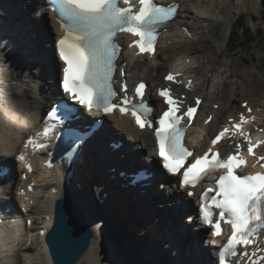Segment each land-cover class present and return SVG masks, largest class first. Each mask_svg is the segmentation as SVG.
I'll list each match as a JSON object with an SVG mask.
<instances>
[{
  "label": "bare ground",
  "instance_id": "6f19581e",
  "mask_svg": "<svg viewBox=\"0 0 264 264\" xmlns=\"http://www.w3.org/2000/svg\"><path fill=\"white\" fill-rule=\"evenodd\" d=\"M28 1L0 0V8L5 13L4 16L0 17L3 25L0 32L4 35L7 34L3 39L0 38V66L9 70H16L13 78H9L10 74L8 72H0V153L7 156L9 164L13 162L16 151H19V145L25 143V139L31 132L40 129L37 127V116L31 113L28 106L38 102L42 108L46 104L48 107L51 106L50 103L56 101L58 93L56 82L60 79L62 73V65L51 54V48L39 49L42 43L47 44L50 40H53L54 36L60 35L58 24L53 19V15L48 13L40 17L38 24L33 23L34 5ZM174 1L179 2L181 5L178 19L162 35L161 45L156 57L154 59L145 57L137 60L132 57L133 51L125 48L124 61L128 60V64L123 65L121 59L119 65L124 68L126 79H146L150 83L149 95H151L152 84L159 83L163 72L166 70L178 69L177 72L184 71L190 75V78L194 79L195 87L192 93H187L190 95L188 100L191 101L192 96H203L204 98V114L190 133L191 138L196 134V127L202 129L205 133L201 141L191 139L192 145L199 151L207 146L206 134L217 130L223 120L241 110L237 104L239 101H249L255 110L263 107L260 101L263 100L262 93L258 95L253 91L246 92L243 90L246 78L239 77L236 82L229 85V88L225 87L227 86L225 80L228 77L227 74L230 73L231 62L220 60L223 54L222 48H226L231 33L232 22L230 16L234 13L233 10L244 12L250 9L251 11L255 7V0H233V2L232 0ZM247 2H249V6L246 5ZM220 23L225 25V30L222 38L217 41L216 55L208 63L203 64L198 55L200 51L192 49L191 45L196 38L200 39L210 34V31ZM41 24H44V30L37 32V26H41ZM4 43H6V47H4ZM45 54H47L45 59L47 65L44 66V73L48 76L42 79L43 84L39 82V77H35L37 80L33 82L37 85L31 88L27 87L25 85L26 80L20 74V68L29 70L28 74L36 76L35 68L29 69V67L42 65ZM5 55H7L6 60L3 57ZM186 60L189 62L186 63ZM10 64L14 66H10ZM200 71H203L204 74ZM154 72L157 73V77H153ZM40 84L42 85L40 86ZM31 85L29 84V86ZM21 87H24L23 90H21ZM32 93L36 95L32 96ZM215 104L219 105L220 108L217 110L214 121L207 127L202 126L201 122L204 121L206 116L209 113H214L212 106ZM110 126L116 128L117 134L110 133L108 129ZM125 135L128 137L125 138V142L130 140V136L132 137L134 142L132 148L135 151L141 150L148 158L154 156V141L148 132L135 133L128 119L108 116L102 137L119 141L120 139L124 140ZM83 152L84 154L77 164V173L81 175L86 185H90L89 189L94 186L102 188L100 193L105 194L104 203L105 207H108L103 210L97 202L93 201L92 195L90 196L91 193L86 191L83 195L76 194V192H64L62 194L64 197L74 199L80 205L86 218L90 221L93 231L89 250L77 264L146 263V260L133 256L130 250L131 246L120 233L111 230L113 225L117 223L112 220L113 216L123 223L126 234L136 235L137 237L146 236L151 241V246L154 244V246L159 247L158 250L148 248L144 244L146 253L152 255L150 256V260H154L152 264H162L165 253L170 254L172 250L176 251V255L172 258L171 264H201L200 255L198 258L196 254L197 259L194 255V250L198 246L197 238H191L188 235L189 227L182 226L177 218L174 219V211L170 212V210L175 209V211L179 210L181 213L183 207L178 205L175 207L173 201H166L167 203L162 200L154 202L152 195L145 197L136 193L134 200L133 195L129 196L128 191L119 187L125 181L117 176L115 179H111V174L106 170L108 164L125 168L118 152H112L100 158L92 144L87 145ZM113 156H115V159ZM40 158V156H36L34 161ZM143 162L146 164L147 160L145 159ZM154 165L156 168L159 163L156 162ZM93 168H95V171ZM16 170L21 172L19 167H16ZM102 175L103 180L99 181L98 178ZM28 178H32L37 182L36 192L28 194L29 200H33L35 205L28 211V218L32 219L34 224L29 229L26 237H24L23 232L18 235L13 232L0 235L2 244L6 245L12 242L18 248V252L13 257L9 256L11 249L7 250L8 254L0 252V264H52L44 236H41L40 231L50 228L53 220L52 211L58 196L50 194L53 187L52 180H48L43 176L40 168L37 169L36 173L29 174ZM168 180L171 182L166 187L168 194L174 195L177 193L178 200L188 204L189 199L185 197L184 193L171 189V185L176 183V180L167 178ZM20 182L21 188H26L29 183L28 180H20ZM160 185L163 187V183L158 184V186ZM157 189L160 192V188L157 187ZM1 195L0 201L4 199ZM132 198L133 200H131ZM17 199L21 203L25 201L22 196ZM120 205H123V209ZM23 207L27 208L26 206ZM117 209H120V211ZM125 213L128 214L127 219L124 218ZM129 214L133 219L130 218ZM187 223L185 221V224ZM197 234L203 238L205 231L203 229L199 230ZM164 244H169V251L161 249ZM207 247L212 248L213 246L208 243ZM208 259L210 264H215V258L211 255V250H208ZM165 262L168 261L165 260ZM147 264L150 263L147 262Z\"/></svg>",
  "mask_w": 264,
  "mask_h": 264
},
{
  "label": "snow or ice",
  "instance_id": "6c2138e0",
  "mask_svg": "<svg viewBox=\"0 0 264 264\" xmlns=\"http://www.w3.org/2000/svg\"><path fill=\"white\" fill-rule=\"evenodd\" d=\"M124 4L129 6L120 7L118 0H57V10L70 21L68 26L61 24L64 35L57 42L58 56L63 63V92L73 103L89 111L95 108L108 114L118 107L122 115L130 113L141 130L145 127L153 130L164 170L171 175H182V187H195L203 175L223 170L215 181V190L208 188L200 195V218L205 225L212 227L213 236L221 234V221L231 225V236L220 252V264H225L226 256H240L247 258L249 264H258L252 259L256 256L255 251L251 254L247 251L238 253L235 248L253 245L254 239L264 231V173L237 174L236 170L246 165V161L240 157L239 143L234 146L235 152L226 159L221 157L219 151H213L229 133V128H224L211 140L213 148L203 155L194 156L184 144L185 130L180 125L185 117L188 125L192 124L201 103L198 98L196 106L183 109L181 100L174 98L170 89H160L158 96L167 107L152 120L148 118L150 110L143 103L132 106L127 96L120 101V105L112 103L117 95L112 87L114 62L120 51L115 42L117 34L126 33L137 38L129 47L134 45L139 54H154L157 27L170 21L177 10L176 6H158L154 0H139L138 11H133L130 0H124ZM165 79L176 82L171 74ZM144 89V83L138 84L135 96L142 98ZM121 91L127 93V86L122 85ZM248 110L251 112L250 108ZM245 122L241 114L239 123H229L234 129L232 135L240 134L248 143V155L254 156V149L264 141L252 144L249 139L251 133L241 130ZM50 132L51 128L46 126L43 133L38 135L47 136ZM189 157L194 159L189 161ZM19 159L23 160L24 157L20 156ZM257 159L264 161V156ZM260 167L264 168V163ZM188 195L192 196L193 193L188 192Z\"/></svg>",
  "mask_w": 264,
  "mask_h": 264
},
{
  "label": "rangeland",
  "instance_id": "374dc122",
  "mask_svg": "<svg viewBox=\"0 0 264 264\" xmlns=\"http://www.w3.org/2000/svg\"><path fill=\"white\" fill-rule=\"evenodd\" d=\"M254 2H255L254 3L255 7L251 9L252 12L250 11V9L244 12H239L237 10L235 11V9L233 10L234 13L232 14V16H230L232 27L230 30L231 33L229 35L230 38L236 19L241 15H245L246 27H249L253 32L252 42L244 45L241 49L235 52H229L227 50V47L225 48L226 50L222 48L223 54L221 56L222 58L220 57V60L231 62L230 73L227 74L228 77L225 80L227 83L226 84L227 86H225L226 88H229V85L236 82L239 77H244L246 78L245 81L246 83L244 84L243 90H245L246 92L253 91L259 94L260 92L264 91V38H261V36H259L258 32L256 31L259 28H262L263 26L262 16L264 15V0H255ZM246 5L249 6V2H247ZM224 30H225V25L223 23H220L210 31V34L198 40H195L193 42L194 44L192 43L191 48L198 50V52L200 51L198 55L203 61L202 62L203 64L208 63L216 55L215 53L217 51L216 50L217 41L222 38ZM228 43L229 40L227 44ZM200 72L204 74L203 71ZM125 138L128 137L126 136L124 137V142H125ZM113 158L115 159V156H113ZM93 169L95 171V168ZM103 175L98 178L99 181L103 180ZM83 188L87 190L86 186H84ZM154 189L157 190V187L154 186ZM122 206L123 205H120L121 209H123ZM155 208L157 209V207ZM117 210L120 211V209ZM127 216L128 214L125 213L124 218L127 219ZM129 216L131 219H133L130 214ZM112 220L117 223L113 225L114 229L111 228V230L117 232L118 234L119 233L121 234L123 239L131 246L130 250L132 251L133 256H135L138 259L141 258L142 260L143 259L146 260V263L143 262V264H147V262L150 264L154 263V260L153 261L150 260V256L152 255L146 253L144 244H146V247L148 248L159 250V247L154 246V244H152L151 246L150 245L151 241L149 240L148 237L146 238V236L137 237L136 235L132 236L130 234H126L124 231L123 223H121V221L114 216L112 217ZM180 223L182 226H189L187 225L188 223L185 224V221L183 220ZM194 255L195 258L197 259L196 249L194 250ZM170 257H171L170 254L166 252L162 264H171L172 259H170ZM165 260H167L168 262L166 263Z\"/></svg>",
  "mask_w": 264,
  "mask_h": 264
},
{
  "label": "water",
  "instance_id": "95a60500",
  "mask_svg": "<svg viewBox=\"0 0 264 264\" xmlns=\"http://www.w3.org/2000/svg\"><path fill=\"white\" fill-rule=\"evenodd\" d=\"M45 243L53 264H77L89 250L93 231L80 205L70 198L55 202Z\"/></svg>",
  "mask_w": 264,
  "mask_h": 264
},
{
  "label": "trees",
  "instance_id": "16d2710c",
  "mask_svg": "<svg viewBox=\"0 0 264 264\" xmlns=\"http://www.w3.org/2000/svg\"><path fill=\"white\" fill-rule=\"evenodd\" d=\"M263 26L259 28L258 32L261 38H264V15L262 16ZM253 40V32L249 27H246V16H239L234 24L232 34L229 40V51L235 52L241 49L244 45L251 43Z\"/></svg>",
  "mask_w": 264,
  "mask_h": 264
}]
</instances>
